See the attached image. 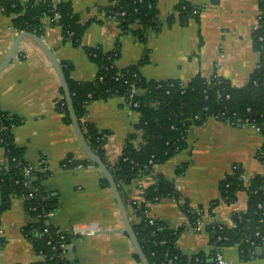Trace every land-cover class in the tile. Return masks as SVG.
Segmentation results:
<instances>
[{
  "label": "crops",
  "instance_id": "crops-1",
  "mask_svg": "<svg viewBox=\"0 0 264 264\" xmlns=\"http://www.w3.org/2000/svg\"><path fill=\"white\" fill-rule=\"evenodd\" d=\"M52 1L55 4L70 2L81 24L87 25L82 44L76 47L64 41L59 27L52 26L49 19L43 20L41 38L58 61L70 69V77L76 82L96 79L98 66L86 51L94 48H101L105 53L120 48L116 61L119 69L139 65L147 80L157 82L179 81L188 85L197 76L210 81L218 75L241 88L260 68L253 33L262 13L263 0H157L158 18L163 26L159 32L147 30L145 42L132 33L123 34L119 22L106 15L104 8L111 0ZM183 2L198 8V20L191 18L185 25L178 20L168 23V18L176 14L175 8ZM12 21L0 8V64L20 34ZM145 57L147 62L142 65ZM60 89L50 62L30 39L23 40L12 63L0 71V108L24 118V123L13 131L16 144L25 149L24 160L35 166L46 162L51 170L43 185L58 199L59 205L48 215L47 225L58 232L69 233L75 225L102 229L92 236H69L65 259L72 264H141L134 257L128 236L123 233L112 190L102 185L103 175L98 168H60L70 155L78 160L88 159L72 124L66 125L56 109L62 99ZM139 118L122 97L96 100L87 106L84 122L109 133L104 146L109 165L114 166L122 156ZM141 140L139 133L134 144L139 146ZM263 145L264 134L255 126L234 127L214 118L207 119L203 125L192 126L184 150L158 165L152 174L123 186L132 223L140 219L134 214L131 203L140 201L144 190L157 183V176H163L174 183L180 200L167 199L149 205L148 218L172 229L188 225L180 208L185 201L192 209L202 208L204 220L212 219L234 227L233 216L248 209L247 192L239 191L232 204L222 203L213 210L211 204L220 198V183L233 174L234 168L242 171L245 182L255 176L264 177V162L258 156ZM4 161L5 153L0 147V163ZM184 164L187 165L185 174L177 176L176 169ZM36 222L25 199L14 196L10 207L0 217V237L4 242L0 247V264H39L43 260L34 242L38 230H32L31 237L26 235V230L34 228ZM178 247L187 255L210 253L215 248L205 225L199 230L186 229ZM223 254L231 264H264V247L258 248L255 257L249 259H243L236 246L223 248Z\"/></svg>",
  "mask_w": 264,
  "mask_h": 264
},
{
  "label": "trees",
  "instance_id": "trees-1",
  "mask_svg": "<svg viewBox=\"0 0 264 264\" xmlns=\"http://www.w3.org/2000/svg\"><path fill=\"white\" fill-rule=\"evenodd\" d=\"M260 7L262 13L258 18V28L253 33L254 48L260 55V68L241 88L234 87L218 75L210 81L197 76L188 85L179 81H150L142 75L139 65L125 70L116 66L120 48L112 53H105L101 48L86 50L90 60L98 66V75L93 82L74 81L70 77V69L65 64L62 65L84 138L114 176L127 208L129 204L124 196L123 186L143 175L152 174L151 161L161 165L184 150L186 137L192 126L203 125L209 117L221 116V121L231 126H255L264 134V0ZM0 8L4 14L13 18L12 24L18 33L29 32L42 37L43 20L49 19L52 26L61 29L65 42L76 47L82 44L81 39L87 25L81 24L80 16L74 12L70 2L55 4L52 0L26 3L19 0H0ZM104 12L119 22L123 34L132 33L142 42L146 40L147 30L159 32L163 26L158 18L157 0H111ZM175 13L177 15L168 18V23L178 20L185 25L191 18L198 20L199 10L183 2L175 8ZM146 62L147 57L141 64ZM133 87L144 92L135 94L130 100ZM60 95L62 99L57 102L56 109L63 115L65 124L71 126L62 88ZM113 97L125 98L127 104L138 103L139 108L133 109L141 116L134 126V132L128 137L122 156L111 166L104 151L109 133L98 131L94 125L85 123L84 119L87 116V106L91 102ZM23 123L24 118L4 112L0 108V147L5 153V161L0 163V217L10 207L14 196L24 198L29 213L37 219L34 228L26 230V235L31 237L32 230H38L39 234L34 242L36 252L43 257L39 264H72L58 249V231L47 225L48 215L59 205L58 199L49 194L43 185L50 172H34L30 180L25 179L24 169L35 165L24 160L25 149L16 144L13 135L14 129ZM139 133L142 134L143 142L136 146L134 141L138 139ZM258 156L264 162V145ZM80 165L97 168L89 159L78 160L71 155L62 161L60 168L70 170ZM186 169V164L181 165L176 169V175H184ZM102 185L110 187L104 177ZM239 191L247 192L248 209L233 216L234 227H219L218 223L208 226L206 231L215 248L210 253L187 255L178 247V241L187 226L172 229L159 220L154 225L149 224L145 213L149 209L148 203L159 204L171 198L180 200L174 183L163 176H157V183L143 192L145 203L141 206L131 203V207L137 209L135 215L140 219L139 222L132 223L133 229L148 262L215 264L213 259L217 249L233 246L238 248L243 259L255 257L256 250L264 247V177L255 176L245 182L242 171L234 168L233 174L220 183V198L212 202L211 210L222 203L236 202ZM180 208L190 226L195 225L199 219L198 212L203 210L192 209L185 201L180 204ZM257 232L261 235L259 238L256 237ZM69 239L68 236L67 243ZM3 243L0 237V247ZM134 257L140 262L136 253Z\"/></svg>",
  "mask_w": 264,
  "mask_h": 264
},
{
  "label": "water",
  "instance_id": "water-1",
  "mask_svg": "<svg viewBox=\"0 0 264 264\" xmlns=\"http://www.w3.org/2000/svg\"><path fill=\"white\" fill-rule=\"evenodd\" d=\"M25 39L32 40L40 48V50L44 53V55L46 56V58L50 62L52 68L54 69V71L57 75V78L59 80L60 86L64 92V97H65V100L67 103V108H68L69 116H70L71 123H72V129H73V132L75 134V137H76L77 141L79 142L82 150L86 154L87 158L91 161L92 164H94L98 168V170L102 173L103 177L108 181L110 188L112 190V193L114 195L116 204L118 206V210H119L121 219H122L123 233L127 234L135 253L137 254V256L140 259V263L141 264H150L148 262L147 258L145 257V255H144V253L140 247V244L138 242V239L135 235L133 225H132V221L130 218V214H129L128 209L124 203L121 192L119 191V188L115 182L114 176L112 175V173L110 172V170L106 166V164L92 150V148L90 147V145L87 143L86 139L84 138V135L81 131V127H80L78 118H77L76 113H75L73 100L71 97L70 89H69L68 82H67V79H66V76L64 73L63 66L58 61V59L56 58L54 52L48 47V45L44 42V40L41 37H39L35 34H32V33H29V32H22L16 37V39H15L7 57H6V59L4 60V62L2 64H0V71L4 70L5 68H7L12 63V61H13L14 57L16 56L23 40H25ZM70 255H67V257L69 258Z\"/></svg>",
  "mask_w": 264,
  "mask_h": 264
},
{
  "label": "built area",
  "instance_id": "built-area-1",
  "mask_svg": "<svg viewBox=\"0 0 264 264\" xmlns=\"http://www.w3.org/2000/svg\"><path fill=\"white\" fill-rule=\"evenodd\" d=\"M197 12H195L196 14ZM58 18V17H57ZM258 28V24H256L254 30H257ZM144 91L142 90H137L135 87L132 88L131 90V94H130V100L133 99L134 95H139L140 93H143ZM130 106V108L137 112L135 109L139 108V105L138 103H129L128 104ZM153 106L156 105V104H152ZM135 108V109H133ZM140 116L141 114L139 112H137ZM221 117V116H220ZM220 117H209V118H214L216 120H219L221 121ZM208 118V119H209ZM228 124V123H227ZM259 130V129H258ZM107 137V136H105ZM141 137H142V134H141ZM143 142V140H141V143ZM261 150V149H260ZM259 150V152H260ZM91 162V161H90ZM150 164L152 165V168H153V172H154V169L158 166L157 164H153V162L151 161ZM85 167L84 166H78L76 169H84ZM50 168L48 166V164L46 162H42V164L40 165H37V166H30L28 168H25L24 169V176H25V179L26 180H30L34 174V172H42V173H46V172H50ZM29 182H27L26 185H28ZM173 199V198H171ZM167 200V199H166ZM176 200V199H175ZM165 201V200H163ZM162 201V202H163ZM161 202V203H162ZM132 203H136L138 204V206H141L143 203H145V200L143 198V196L141 197L140 201H134ZM151 205L150 203L147 204V206ZM139 209V207H138ZM35 210V209H33ZM137 212V209L135 210L134 209V214ZM147 213V211L145 212ZM198 215H199V219L196 221L195 225L193 226H190V224L188 225H183V226H187V229L188 230H199V228L202 226V225H205L206 226V229L208 228V226L212 225V224H215V223H218L214 220H209V221H206L204 220V210L202 211H199L198 212ZM39 218V217H38ZM155 221L156 219H151L149 218V224L150 225H154L155 224ZM219 224V227H222L224 224H221V223H218ZM180 228V227H178ZM176 228V229H178ZM102 231V229L100 227H84V226H79V225H75L72 229V232H67V231H61V232H57V236H58V239H59V247L58 249L60 250L61 252V255L66 256V250H67V237L70 236V235H76V236H81V237H84V236H92V235H95L96 233ZM1 232V230H0ZM261 235L259 232L256 233V237L259 238ZM214 262L215 264H231L229 261L226 260L224 254H223V248H218L216 253H215V256H214Z\"/></svg>",
  "mask_w": 264,
  "mask_h": 264
}]
</instances>
